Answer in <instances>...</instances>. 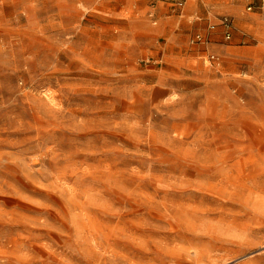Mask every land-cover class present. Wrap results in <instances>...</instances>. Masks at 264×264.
I'll return each mask as SVG.
<instances>
[{
    "label": "rangeland",
    "instance_id": "obj_1",
    "mask_svg": "<svg viewBox=\"0 0 264 264\" xmlns=\"http://www.w3.org/2000/svg\"><path fill=\"white\" fill-rule=\"evenodd\" d=\"M0 264H264V0H0Z\"/></svg>",
    "mask_w": 264,
    "mask_h": 264
},
{
    "label": "built area",
    "instance_id": "obj_2",
    "mask_svg": "<svg viewBox=\"0 0 264 264\" xmlns=\"http://www.w3.org/2000/svg\"><path fill=\"white\" fill-rule=\"evenodd\" d=\"M248 10H249V9H248ZM221 25L224 26V28H228L229 23H228L227 20L224 19V20H222ZM213 28H214L213 26L210 27L211 30H212ZM225 38H226V39H229V32L225 34ZM195 41H196V42H201V41H200V38H199L198 36L195 37Z\"/></svg>",
    "mask_w": 264,
    "mask_h": 264
},
{
    "label": "bare ground",
    "instance_id": "obj_3",
    "mask_svg": "<svg viewBox=\"0 0 264 264\" xmlns=\"http://www.w3.org/2000/svg\"><path fill=\"white\" fill-rule=\"evenodd\" d=\"M74 209V208H73Z\"/></svg>",
    "mask_w": 264,
    "mask_h": 264
}]
</instances>
